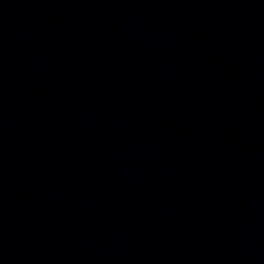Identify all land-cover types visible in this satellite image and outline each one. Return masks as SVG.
<instances>
[{"label": "water", "instance_id": "1", "mask_svg": "<svg viewBox=\"0 0 264 264\" xmlns=\"http://www.w3.org/2000/svg\"><path fill=\"white\" fill-rule=\"evenodd\" d=\"M0 264H264V0H0Z\"/></svg>", "mask_w": 264, "mask_h": 264}]
</instances>
